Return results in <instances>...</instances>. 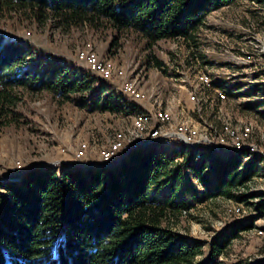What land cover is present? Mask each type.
I'll use <instances>...</instances> for the list:
<instances>
[{
    "label": "trees",
    "instance_id": "16d2710c",
    "mask_svg": "<svg viewBox=\"0 0 264 264\" xmlns=\"http://www.w3.org/2000/svg\"><path fill=\"white\" fill-rule=\"evenodd\" d=\"M237 0H0V22L19 19L61 32H109L113 46L132 39L150 50L172 40L198 47L207 18ZM258 22H260L258 20ZM259 27L260 24L257 23ZM192 44V45H190ZM194 55V54H193ZM158 68L164 64L148 55ZM90 75L37 58L28 44L0 34V131L20 127L27 95L48 93L89 113L133 117L138 105ZM224 87L222 81L215 83ZM232 96V90H227ZM183 158L182 163L175 159ZM247 151L217 158L137 150L113 168L30 169L0 180V264H222L252 225L236 223L209 241L178 232L184 213L221 198L247 202L263 158ZM215 161L208 171V163ZM195 184H187L184 173ZM255 264H264L257 261Z\"/></svg>",
    "mask_w": 264,
    "mask_h": 264
},
{
    "label": "rangeland",
    "instance_id": "374dc122",
    "mask_svg": "<svg viewBox=\"0 0 264 264\" xmlns=\"http://www.w3.org/2000/svg\"><path fill=\"white\" fill-rule=\"evenodd\" d=\"M0 34L28 44L37 58L54 60L71 71L97 80L88 65L78 59V53L90 44L100 59H110L117 66L125 67L130 78L141 79L151 95L161 91L164 103L172 102L180 117H194L218 132L222 129L220 117L238 130L252 123L251 142L258 146L263 165L261 175L245 189L250 199L245 203L224 198L199 203L183 216L178 232L206 242L236 223L250 224L252 229L243 232L220 261L222 264L264 261V78L253 74L258 57L249 55L247 59L244 56L257 46L264 47V0H237L230 7L212 13L199 34L198 47L190 44L189 48L180 41L166 40L145 50L132 39H122L113 46L109 32L96 34L87 28L61 32L52 26L37 27L19 19L1 20ZM150 54L164 67L158 68L152 61L150 65L147 62ZM200 69L207 70L216 78V83L222 81L227 87L226 93L232 90V96L227 93L226 102L211 103L208 98L200 105L193 104L188 89L193 85L194 72ZM108 87L122 95L119 83H109ZM213 94L209 95L213 96L212 100L215 99ZM24 99L21 126L0 131V145L4 149L0 157V180L21 176L30 169H84L97 163L99 150L116 133L128 128L134 117L85 112L74 101L60 103L48 93L27 95ZM128 99L142 110L139 102ZM218 106L224 110L223 116ZM78 153H83L84 159L75 160ZM18 164L22 169L11 174ZM184 175L187 184H195L189 171ZM239 205L246 214L234 218L233 210ZM207 252L208 246L197 257L199 264L206 261Z\"/></svg>",
    "mask_w": 264,
    "mask_h": 264
},
{
    "label": "built area",
    "instance_id": "2783aa9c",
    "mask_svg": "<svg viewBox=\"0 0 264 264\" xmlns=\"http://www.w3.org/2000/svg\"><path fill=\"white\" fill-rule=\"evenodd\" d=\"M249 55L256 56L259 62L254 65L253 74L264 78V47L257 46ZM80 62L87 64L90 71L96 75L94 88H100L102 84H118L123 96L134 102H139L142 110L134 115L131 125L125 130L116 133L103 148L99 150L98 162L88 167L113 168L119 165L121 160L137 150L156 149L165 152H177L184 149L187 154L196 155V163L200 162L204 154L217 158L226 157L229 154L247 151L252 160L254 156H260L258 146L251 142L254 125H245L241 130L234 129L229 121L222 119V129L218 132L213 126L197 121L194 117H180L171 103H164L161 91L158 94H150L145 90L141 79L130 78L125 67L117 66L110 59H100L90 44L78 53ZM193 85L189 87L188 94L194 105H200L201 101H207L205 91L214 93L215 101L224 103L227 101L226 86H215L216 78L207 70L200 69L193 74ZM218 81V80H217ZM264 85V80H263ZM185 87V86H184ZM183 87V88H184ZM150 105V108H149ZM219 107V114L223 116L224 110ZM200 113V111H199ZM0 145V157L3 153ZM262 158V157H261ZM84 159L83 153H78L75 160ZM176 163H182L183 158L175 159ZM215 161L208 163V171L214 168ZM10 171L17 174L22 165ZM246 214L245 209L239 205L233 210V217L238 218ZM187 215V213H184Z\"/></svg>",
    "mask_w": 264,
    "mask_h": 264
},
{
    "label": "crops",
    "instance_id": "0c3cea01",
    "mask_svg": "<svg viewBox=\"0 0 264 264\" xmlns=\"http://www.w3.org/2000/svg\"><path fill=\"white\" fill-rule=\"evenodd\" d=\"M217 11H218V10H217ZM217 82H218V81H217ZM215 86H216V85H215ZM216 87H217V86H216ZM219 87H221V86H219ZM205 94H207V97L209 98V100L213 98V96H209V95L213 94L212 91H205ZM213 95H214V94H213Z\"/></svg>",
    "mask_w": 264,
    "mask_h": 264
}]
</instances>
